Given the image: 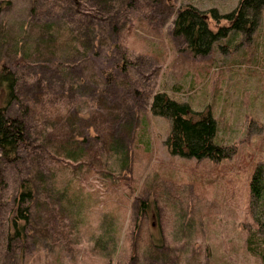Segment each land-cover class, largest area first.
I'll use <instances>...</instances> for the list:
<instances>
[{
	"label": "rangeland",
	"instance_id": "374dc122",
	"mask_svg": "<svg viewBox=\"0 0 264 264\" xmlns=\"http://www.w3.org/2000/svg\"><path fill=\"white\" fill-rule=\"evenodd\" d=\"M238 2L0 0V63L21 58L13 53L18 40L29 63L15 68L27 88L41 78L59 98L56 112L28 117L33 146L22 149V160L0 152L8 180L0 185V264H261L245 240L250 179L264 166V11L250 37L231 29L207 55L173 33L181 5L198 6L217 29L229 22H216L210 10L226 13ZM50 58L68 60L66 69L58 75ZM160 90L211 110L216 142L234 152L221 159L171 153V120L151 110ZM81 132L82 145L65 141ZM114 133L126 134L125 157ZM61 144L83 146L81 162L51 164L48 181L35 179V196L19 203L31 213L18 233L9 218L15 194L23 177L42 172L31 156L48 165Z\"/></svg>",
	"mask_w": 264,
	"mask_h": 264
},
{
	"label": "trees",
	"instance_id": "16d2710c",
	"mask_svg": "<svg viewBox=\"0 0 264 264\" xmlns=\"http://www.w3.org/2000/svg\"><path fill=\"white\" fill-rule=\"evenodd\" d=\"M1 10L2 6L0 5ZM210 11L216 22H220L221 19L225 18L229 24H218L217 29H214L210 24L208 14L191 3L181 5L174 19L173 33L176 36H181L186 41L188 49L195 55L209 54L214 42L228 35L231 29L235 32H243L250 37L261 24L264 0H239L237 6L226 13H221L217 7H213ZM13 48L15 60L17 54L21 58L12 64L7 61L0 63V152L4 160L17 163L24 158L22 149L33 146L28 117L45 115L50 111V108L52 109L51 112H56L55 105L59 98L50 91L49 86L42 83L41 78L37 80V84L33 87L27 88L25 85L26 78H23L15 67L29 62H26L27 58L18 40L13 43ZM64 62L67 63L68 60L50 58L48 63H45L48 65L47 67L54 69L59 75L58 71L66 69ZM27 89L30 90V95ZM51 93L52 95H50ZM24 96L28 98L27 102H25ZM16 104L19 108L17 112L13 113L12 108ZM151 110L153 113L166 116L171 120V130L166 139V144L171 153L198 159L204 157L221 159L230 156L234 152V146L216 142L219 126L211 110L198 111L189 102L178 100L165 90L157 91L153 95ZM75 114H77V111H75ZM47 117L49 116L41 118H44L45 121ZM112 119L116 120L117 118L113 117ZM88 124L90 125L89 128L93 127L92 124ZM89 130L87 129L86 134H89ZM94 130L98 131L96 128ZM115 131L117 132L118 128ZM50 135V143L56 142ZM84 135V132L78 133V135L71 133L65 141H74L78 145H82ZM123 135L116 136L114 133L113 143L120 148V155L125 157L127 154L126 134ZM63 137L60 138V141ZM62 146L65 145H57L58 149L52 152L48 165L40 162L39 155L37 157L31 156L32 160H36L38 169L42 172L39 177H34V179L32 176L23 177L19 190L15 194L17 207L14 213L11 212L9 218L14 228H17L18 233L24 227V224L21 225L19 220L28 221L31 213L30 207L20 209L19 203L23 204L35 196V179L48 181L47 170L51 164L63 165L73 162L76 165L81 162L82 154H84L83 146L79 149L77 147L71 149V151L65 150L66 147ZM38 150L42 151V149ZM38 150L30 152V154L38 153ZM73 168L75 169V167ZM50 179L57 180V176H51ZM71 181L68 180L69 183ZM7 184L8 180L0 164V185L6 186ZM143 202L144 205L148 204V201L143 200ZM249 209L253 217V225L249 227L245 243L247 249L252 254L257 255L261 264H264V166H260L250 179ZM16 211L17 213H15Z\"/></svg>",
	"mask_w": 264,
	"mask_h": 264
}]
</instances>
